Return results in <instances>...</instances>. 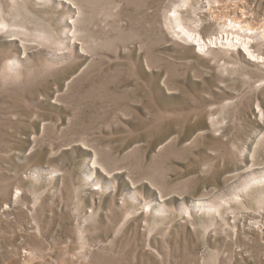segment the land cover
Returning a JSON list of instances; mask_svg holds the SVG:
<instances>
[{
  "label": "rangeland",
  "instance_id": "374dc122",
  "mask_svg": "<svg viewBox=\"0 0 264 264\" xmlns=\"http://www.w3.org/2000/svg\"><path fill=\"white\" fill-rule=\"evenodd\" d=\"M178 12L264 28V0H0V264H264V42L201 50Z\"/></svg>",
  "mask_w": 264,
  "mask_h": 264
},
{
  "label": "bare ground",
  "instance_id": "6f19581e",
  "mask_svg": "<svg viewBox=\"0 0 264 264\" xmlns=\"http://www.w3.org/2000/svg\"><path fill=\"white\" fill-rule=\"evenodd\" d=\"M244 12L249 13V11L246 9L244 10ZM172 23L174 27H179V31L176 30L178 31V34L184 33V37L187 36L188 38L192 39L194 41L193 44L195 46H198V48L201 50H205L208 47L210 48V46H218L220 40L221 43H229L231 45L244 49L246 52H248L250 59L252 60L263 57L262 55L260 56L259 53H256L255 48H253V42H264V28L261 29L260 27L253 26L249 22L243 23L242 20H232L230 27L228 26L229 28L227 27L225 29V34L215 36L214 38H209V40H205L202 34L196 32L195 29L191 30L190 28L186 27L179 12L175 15L174 19L172 20Z\"/></svg>",
  "mask_w": 264,
  "mask_h": 264
}]
</instances>
